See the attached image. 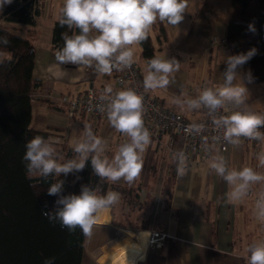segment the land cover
<instances>
[{
	"label": "crops",
	"instance_id": "0c3cea01",
	"mask_svg": "<svg viewBox=\"0 0 264 264\" xmlns=\"http://www.w3.org/2000/svg\"><path fill=\"white\" fill-rule=\"evenodd\" d=\"M37 1L43 4V10L36 17L32 27L34 31L29 38L36 54L33 76L41 84L32 95L31 123L36 118H45L46 127L56 130L52 136L57 134L64 138L61 131L65 129V139L76 128L83 130L85 124H91L94 134L98 136V118L81 111H74L70 117L67 114L68 104L59 101V97L64 95L72 99L89 88L104 94V90L113 85L114 74H100L93 68L59 64L55 60L51 34L53 23L59 19L63 0H55L54 5L51 0ZM231 13V0H194L191 10L186 9L179 25H167V43L173 40L175 28L187 24L183 36L199 35L196 39L201 45V57L213 62L223 54V49H209L207 41L211 36L224 37ZM16 28L18 34L26 35L27 29L22 24L18 23ZM179 46L185 48L182 44L175 47ZM175 54L180 61L182 54L172 52L171 56ZM182 84L177 86L171 82L168 85L171 90L166 87L160 92L170 96L173 88L178 95ZM159 97L164 103L165 99ZM185 108L187 111L188 108ZM69 119H72L73 128L68 126ZM105 122L108 126L103 128V132L116 131L108 121ZM112 136L114 144L120 146L114 133ZM112 145L113 142L108 143L107 149ZM262 151V142L257 145H231L224 152L215 148L207 155L205 162L190 167L187 173L179 176L173 170L171 159H163L146 148L142 154L141 174L134 182L128 183L123 179L110 181L137 189L138 202H126L117 189H107L103 193L105 195L108 190H115L120 194V200L102 215L100 213L92 234L86 236L81 264H127L131 257H135L133 264H248V246L264 240V223L257 219L256 200L248 196L239 201L229 200L227 193L231 191L230 186L209 165L213 156L220 155L230 169L252 167L264 174V166L257 159ZM251 188L260 194L264 192V182ZM98 228L104 231L94 230ZM153 230L167 233V236L160 245L147 246L148 232Z\"/></svg>",
	"mask_w": 264,
	"mask_h": 264
},
{
	"label": "clouds",
	"instance_id": "9594fccd",
	"mask_svg": "<svg viewBox=\"0 0 264 264\" xmlns=\"http://www.w3.org/2000/svg\"><path fill=\"white\" fill-rule=\"evenodd\" d=\"M13 0H0V11ZM188 0H63L60 8L59 25L67 26L72 34L61 33L62 48L55 52V60L62 65L73 64L93 68L97 73L111 75L116 71L130 69L134 63V46L148 39L149 31L157 22L177 26L184 19ZM249 30L255 32L253 24ZM0 44L7 46L6 37H0ZM257 54L252 48L246 53L229 55L225 58L226 68L222 73L223 82L215 87H204L196 98L175 99L178 105L189 109H207L212 115L216 129L222 131V139L238 146L241 138L264 143V115L251 111L246 103L248 89L238 69L242 68ZM180 69L176 58L153 57L147 62L143 78L145 90L166 88L173 74ZM251 82L250 73L247 76ZM237 80L239 82L237 83ZM98 107L106 113L112 128L128 139L122 143L112 158L106 155L107 141L94 134L91 124H85L79 139L73 146L75 158L60 162L52 143L44 137L35 136L26 142L22 160L26 162L29 175L38 174L44 180L49 177H67L83 171L90 161L96 176L116 182L121 179L134 182L141 174L146 147L150 144L151 133L145 127L144 97L134 88L113 92L111 86L104 90ZM232 106L230 115L215 114L220 109ZM204 130L201 124H191L185 132L199 134ZM219 137H213V140ZM207 150V149H206ZM177 160V174L183 176L187 157L183 151L174 153ZM257 159L264 166V151ZM210 169L230 186L227 197L231 201L242 200L249 194L251 186L264 182V174L252 167L230 169L223 156L211 158ZM80 177L77 176V179ZM65 181L57 179L47 188V195L56 196L55 212H43L49 220H57L61 227L74 231L79 227L86 236L92 234L100 213L108 211L120 200V194L109 191L99 195L97 190L82 185L79 195H61ZM256 216L264 223V192L255 203ZM248 264H264V240L248 246ZM55 257L46 258L43 264H54Z\"/></svg>",
	"mask_w": 264,
	"mask_h": 264
},
{
	"label": "trees",
	"instance_id": "16d2710c",
	"mask_svg": "<svg viewBox=\"0 0 264 264\" xmlns=\"http://www.w3.org/2000/svg\"><path fill=\"white\" fill-rule=\"evenodd\" d=\"M232 13L225 29V44L232 55L255 48L257 54L246 64L251 80L264 82V0H231ZM43 4L37 0H13L0 11V37H6L7 46L0 44V264H43L55 257L54 264H81L87 239L82 230L63 228L57 220H49L43 212H55L56 196L47 195V188L57 179H63L61 195H79L86 185L100 195L107 189H117L126 202H138L137 189L123 187L102 179L93 173L90 161L75 175L44 180L38 174L29 175L22 157L25 144L35 136L48 139L50 130L31 127L32 95L40 87L33 76L35 51L29 38L35 19L42 13ZM22 24L26 35L18 34L16 25ZM253 24L255 32L249 30ZM166 22L157 21L141 44V56L148 60L157 57L153 36L159 44L168 40ZM59 19L52 25V48H62L61 33L72 34ZM177 58L172 55L170 58ZM52 129V127H51ZM55 130V128H53ZM60 162L75 158L73 147L56 148ZM77 176L80 177L77 179Z\"/></svg>",
	"mask_w": 264,
	"mask_h": 264
},
{
	"label": "built area",
	"instance_id": "2783aa9c",
	"mask_svg": "<svg viewBox=\"0 0 264 264\" xmlns=\"http://www.w3.org/2000/svg\"><path fill=\"white\" fill-rule=\"evenodd\" d=\"M225 44L224 37L211 36L207 41V48L213 49L218 45ZM114 82L111 86L113 92L124 90L126 88H134L144 97V124L151 133L150 144L146 147L151 149L155 155L161 156L163 159H171L173 163V170L177 174V160L174 158V153L183 151L187 157V169L192 166H197L201 162H205L207 155L215 148L221 152L227 150L232 144L225 142L222 139V131L216 129L213 124V116L209 115L207 109L203 107L201 109L193 110L188 108V115L182 114L176 109L166 107L161 98L155 97L150 94L148 90L143 88V75L139 68L133 63L130 69L123 71H113ZM202 83H195L194 86L189 88L188 98H196L200 91L203 90ZM101 93H98L93 88L87 89L83 94L68 99L66 96H60L59 101L66 102L68 104L67 114L71 117L74 111H81L92 117L100 118L104 121H108L106 113L101 111L98 107L103 102L100 100ZM232 106H228L227 109H220L215 115H230ZM191 124H201L204 126V130L199 133H186L185 128ZM264 132V128H261ZM118 132V131H117ZM120 144L127 141V137L118 132ZM213 137H219V139L213 140ZM240 143H251L254 145L259 144V141L250 140L247 138H241ZM207 149V150H206ZM249 198L257 200L259 193H256L252 188L247 195ZM167 233H163L157 230L149 231L146 238L147 246H158L161 241L165 239ZM248 256L246 260L248 262Z\"/></svg>",
	"mask_w": 264,
	"mask_h": 264
},
{
	"label": "rangeland",
	"instance_id": "374dc122",
	"mask_svg": "<svg viewBox=\"0 0 264 264\" xmlns=\"http://www.w3.org/2000/svg\"><path fill=\"white\" fill-rule=\"evenodd\" d=\"M53 5L55 0H51ZM194 0H188V11L191 10L192 7V2ZM187 24H182L180 28H175L174 34L173 35V40L171 39L170 42L162 43L159 44L157 40L154 39L153 36V45L156 48V54L159 57H164V58H170L172 52L175 53H180L181 55V60L180 62V69L178 72L173 74V77L170 78L172 80V83L179 86L182 83L181 90L177 91L176 89L171 91V95L168 96L166 93H161V89H156V90H148L151 95L153 96H161L163 97L164 100V105L166 107H170L176 110H179L185 114H187L188 110L186 111L185 106L186 105H178L175 103V99L179 98L181 100L187 99L189 96V87L194 86L195 83H202L203 86L207 87H215L218 86L223 82V76L222 73L224 72L226 68V64L224 63V60L227 56L232 55V52L228 48L227 45L220 44L218 47L223 49V54L219 55L217 59H213V62L210 60H206L205 58L201 57L202 54H200V49L201 45L199 40L196 39V36H199L197 34H194L192 36H183V32L187 31ZM179 44H182L185 46L183 49L182 46L180 47H175ZM216 47V49H218ZM216 60V61H215ZM215 62V65H214ZM134 63L136 66L139 68L140 72L142 73L143 77L146 74V69H147V60L141 56V48L139 45L134 46ZM239 73L241 74L242 77H244V83L245 86L248 89V96H247V105L249 109L257 114L264 115V82H257L255 83L253 80L251 82L248 81L247 76L249 74V68L246 65H243L242 68L238 69ZM239 80H237V83ZM167 89H170L169 86H167ZM171 90V89H170ZM45 118H36L33 120L31 123L32 128H37V129H45V130H50V136L48 140L54 148H61L62 144L66 147H72L77 139H79L82 130L81 129H75V131L71 134L68 139L66 137L65 129L64 131H61L62 133L64 132V138H60L59 135L55 134L52 136V134L56 133V130L51 129L50 126L46 127V122ZM72 119H69L68 121V126L69 127H74L71 122ZM104 120L98 118L97 119V125H98V136L102 137L107 141L108 143L113 142L112 147L108 148L106 150V155L109 158H112L115 154V152L118 149V145L114 144V136L112 134L114 133L115 137L119 139L118 132H111V133H105L103 132V128H107V123ZM77 127V125H76ZM61 136V135H60ZM112 139V140H111ZM63 141V142H62ZM61 143V144H60ZM108 191H115V190H108ZM117 192V191H115ZM118 193V192H117ZM252 198V197H251ZM95 231H102L103 229H94ZM99 231V232H100ZM104 231V230H103Z\"/></svg>",
	"mask_w": 264,
	"mask_h": 264
},
{
	"label": "bare ground",
	"instance_id": "6f19581e",
	"mask_svg": "<svg viewBox=\"0 0 264 264\" xmlns=\"http://www.w3.org/2000/svg\"><path fill=\"white\" fill-rule=\"evenodd\" d=\"M101 215H102V213H101ZM135 257H131L130 259H129V262L127 263V264H133V262H134V259Z\"/></svg>",
	"mask_w": 264,
	"mask_h": 264
}]
</instances>
